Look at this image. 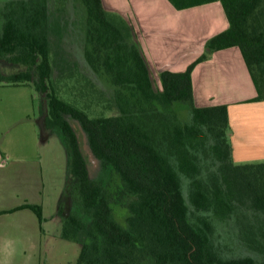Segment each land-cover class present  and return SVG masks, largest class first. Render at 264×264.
<instances>
[{
    "label": "trees",
    "instance_id": "obj_1",
    "mask_svg": "<svg viewBox=\"0 0 264 264\" xmlns=\"http://www.w3.org/2000/svg\"><path fill=\"white\" fill-rule=\"evenodd\" d=\"M74 1L84 11V58L111 93L56 60L50 39L62 38L63 25L47 0H0V62L21 68L0 72V85L31 86L44 97L45 128L65 147L75 181L66 188L71 209L61 238L80 245L76 264H264V162H234L227 106L196 107L191 77L213 53L237 47L257 91L253 101H264V0H167L176 10L220 2L229 27L208 39L185 71L161 72L157 90L133 28L101 0ZM66 2L58 0L59 8ZM66 78L83 80L85 104L73 94L82 108L60 97ZM90 97L116 114L89 117L83 109ZM73 121L100 163L96 178ZM119 201L127 210L124 226L112 208ZM21 209L43 223L41 206L13 211ZM230 244L245 254L224 251Z\"/></svg>",
    "mask_w": 264,
    "mask_h": 264
},
{
    "label": "crops",
    "instance_id": "obj_2",
    "mask_svg": "<svg viewBox=\"0 0 264 264\" xmlns=\"http://www.w3.org/2000/svg\"><path fill=\"white\" fill-rule=\"evenodd\" d=\"M104 9L121 16L134 30L135 40L147 62L150 76L163 71L183 72L203 52L211 37L229 27L220 2L176 10L167 0H101ZM194 105L227 106L229 139L236 163L264 162V101H253L256 88L240 50L217 51L192 71ZM22 126L34 140L35 151L13 155L0 146V264H41L46 204L42 197L41 155L56 134L44 121L27 116ZM42 207L40 225L23 204ZM59 205V204H58ZM57 205V209H58ZM60 234L62 218L55 219Z\"/></svg>",
    "mask_w": 264,
    "mask_h": 264
},
{
    "label": "rangeland",
    "instance_id": "obj_3",
    "mask_svg": "<svg viewBox=\"0 0 264 264\" xmlns=\"http://www.w3.org/2000/svg\"><path fill=\"white\" fill-rule=\"evenodd\" d=\"M47 2L50 14L59 16L63 25L62 38L51 36L50 39L53 45L52 52L58 54V56L56 55V60L59 57L64 58L70 65H73H71V68L75 73V78H78L79 74V76L81 75L91 80L95 86L105 93L110 94L111 89L109 86L90 69L83 55L84 38L81 24L83 23L84 11L82 7L74 0H67L62 8H59L58 0H47ZM58 8L61 10L60 12L57 10ZM58 69H54L55 79L60 75ZM18 71H21L20 67H15L5 61L0 62V72L4 75H10ZM69 73L70 71L65 70L62 75L67 77ZM150 77L154 89H160L159 77L156 74ZM64 81L66 85L61 82L59 86L60 97L66 102L82 108L81 105L85 104L84 99L87 98L85 94L87 88L83 80L80 81L79 85L74 83L73 78H66ZM73 94L77 95L79 99L83 98L81 105L74 103ZM80 95L83 96L80 97ZM43 98V95L31 86L0 85V146L3 145L15 156H20L24 150L35 151V156L37 155L34 140H30L25 136L22 126L26 123L25 119H27V116L34 121L40 120L41 123L45 121L47 108ZM90 101L93 102L91 97L85 102ZM92 102H90L89 109H83L89 117H108L116 114L115 112L104 110L98 104ZM72 124L77 133L80 150L87 163L90 176L96 178L102 174L100 163L91 154L86 143V137L77 122L73 121ZM55 137V140L52 139L46 146L43 145V132L40 136L42 197L46 204L44 213L46 226L42 241L41 264H76L80 253V245L76 242L62 239L61 230L59 234L57 233L58 229L55 227V219L60 217L63 221L66 217V212L71 209V201L66 188L68 185L75 183L73 178L68 177L66 149L57 134ZM59 202L64 205L63 214H60L56 208ZM112 208L116 220L124 226L127 210L123 203L120 201L115 202L112 204ZM223 250L232 254H245V252L238 250L231 244L224 246Z\"/></svg>",
    "mask_w": 264,
    "mask_h": 264
}]
</instances>
